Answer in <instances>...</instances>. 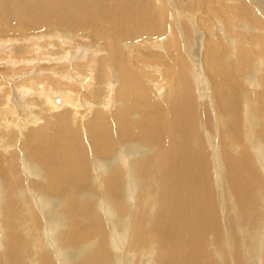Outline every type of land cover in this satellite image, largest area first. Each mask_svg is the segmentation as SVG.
<instances>
[{
	"label": "bare ground",
	"instance_id": "bare-ground-1",
	"mask_svg": "<svg viewBox=\"0 0 264 264\" xmlns=\"http://www.w3.org/2000/svg\"><path fill=\"white\" fill-rule=\"evenodd\" d=\"M249 2L0 0V264H264Z\"/></svg>",
	"mask_w": 264,
	"mask_h": 264
},
{
	"label": "rangeland",
	"instance_id": "rangeland-1",
	"mask_svg": "<svg viewBox=\"0 0 264 264\" xmlns=\"http://www.w3.org/2000/svg\"><path fill=\"white\" fill-rule=\"evenodd\" d=\"M218 1H219V0H218ZM258 3H259V5H261V6H263V7L259 6ZM249 4H250V6L258 5L259 8H260V7L262 8V11H261V12H264V0H250ZM261 12L259 13L260 16H262V13H261ZM16 21L19 22V23L27 24V25L30 24V21H28V20H24V19H19V20H16ZM252 34H253V33H252ZM253 71H254V68H253V66H252V67H251V73H252ZM161 246H162V247L165 246V243H161Z\"/></svg>",
	"mask_w": 264,
	"mask_h": 264
}]
</instances>
